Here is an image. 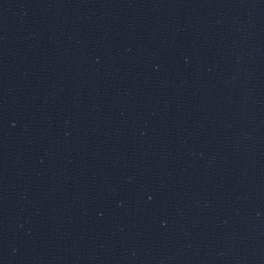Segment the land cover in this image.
<instances>
[{
    "label": "water",
    "instance_id": "water-1",
    "mask_svg": "<svg viewBox=\"0 0 264 264\" xmlns=\"http://www.w3.org/2000/svg\"><path fill=\"white\" fill-rule=\"evenodd\" d=\"M0 264H264V0H0Z\"/></svg>",
    "mask_w": 264,
    "mask_h": 264
}]
</instances>
